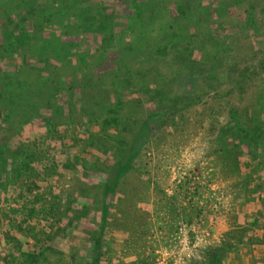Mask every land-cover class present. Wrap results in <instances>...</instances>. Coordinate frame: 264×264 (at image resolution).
<instances>
[{
	"label": "rangeland",
	"instance_id": "1",
	"mask_svg": "<svg viewBox=\"0 0 264 264\" xmlns=\"http://www.w3.org/2000/svg\"><path fill=\"white\" fill-rule=\"evenodd\" d=\"M175 13L197 25L172 34L179 54L154 65L145 57ZM135 48L145 56L124 58ZM209 63L217 78L205 83ZM251 64L258 74L239 88ZM155 66L177 77L167 100L196 103L179 100L147 127L160 80L141 71ZM232 106L259 128L257 159L240 148L250 137L241 145L227 128ZM259 117L264 0H0V264H257ZM141 132L126 169L109 177Z\"/></svg>",
	"mask_w": 264,
	"mask_h": 264
},
{
	"label": "trees",
	"instance_id": "2",
	"mask_svg": "<svg viewBox=\"0 0 264 264\" xmlns=\"http://www.w3.org/2000/svg\"><path fill=\"white\" fill-rule=\"evenodd\" d=\"M193 1H196V0H193ZM199 6H200L199 9L202 12H204V11L208 12V9L206 10V8L204 6H202L201 3L199 4ZM246 13L248 14L249 11H246ZM177 15H179V14L175 13V14L171 15L172 17L174 16L173 17L174 19L172 20L173 23L171 22V25L167 29L164 30V31H166L168 33L169 36L166 33H165V35L160 36V45H158V46L155 45L157 47L153 48L154 52H156V53L155 54H151L152 52L151 53L149 52L148 55L145 57V59L147 58L148 61L152 59V64H154V65H157L156 62H158V64L161 63L160 60L159 61L154 60L155 57L158 56V55H159V57H163V56L165 57V53H167V52H171V53L174 52V53L179 54V50H180L181 45L179 44V40L174 41V42H173V40H169V37H171L172 34H176L177 30H179L181 28H184L186 26L187 27L190 26L189 29H192V26L195 27L197 25L196 23H191L190 19L188 20L187 24H184L183 22H180L179 20H177V18H175V17H177ZM219 17H221L220 13H218V18ZM255 18H257V17L255 16ZM184 22H186V21H184ZM166 37H168V40L165 39ZM168 41H169V43H168ZM216 46H217L216 53L218 55H215V59H216L217 63H218V61L219 62H223V60L221 58L223 57V55L225 53H228L229 49H227V45H226L225 42L216 43ZM141 52L142 51L140 49H138V48L131 49L130 52L127 53L128 57L125 56L124 58H127V59L128 58H130V59H132V58H135V59L136 58H141L144 55V54L141 55ZM124 58H123V56L119 57L118 61H119L120 64H122L120 69H122L125 66L126 61L124 60ZM130 59H129V61H130ZM207 62H209V61H207ZM205 64L206 63H203V65H205ZM209 65L212 66L213 68L212 67H207V69L210 68L212 73L207 74L206 72H204L206 69L205 70L202 69V71H200V72L194 71L191 74L192 77H193V81L195 80L193 82V84L195 86H192L191 87L192 89H193V87H195V88L198 87L197 84H198V80H199V73L204 72V73L207 74V75H205V74L203 75L205 83L209 79L213 80V78H217L216 71H215V67L216 66L214 64H210V63H209ZM157 71H158L157 66H155L154 68L150 67V68H147V69H144V70L141 71V73H143V75L146 74V73H148L149 75L150 74L155 75V76H153V79H152L153 81L151 82L152 85L155 84V80H157V82L160 80L159 88H160L161 91H158L157 90L158 88H155L153 92H154V96L155 97H160L161 98V101L160 102L158 101L159 102V106H158V109H157L158 111L156 110L152 114L148 115L147 127L149 126L150 121L153 122V120H155V118H158L160 120L163 117L174 115V111L177 112L176 108H177V105H178L177 103H178L179 100L186 101L187 105H189V104L192 105V104L196 103V100H194V98L196 96L192 98V97H190L187 94H184L183 98H181L178 95V97H176L173 100H167L168 96L170 95V91L167 88L170 87V85H172L174 82H176L177 77L172 80V76L162 77L161 74L160 75L159 74L156 75ZM251 73L258 74L256 69L254 68V65H252V64L249 67L244 68L239 73L240 74L239 75V79H237V86L239 88L243 87V81L245 79H248L249 78V74H251ZM121 75L122 74H118L116 76L117 77H121ZM181 75L182 74L179 72V78L180 79H181ZM184 79L187 80L185 76H184ZM188 83H190V80L187 81V84ZM190 84H192V83H190ZM243 91H244V89H243ZM194 92H196V90H194ZM152 99L154 100L155 98H152ZM245 112H249V111L244 110V113ZM229 113H230L231 125L228 126L227 128H230L233 133H235V134H237V136H239L238 140H239V144H241V145H242V143L245 140V137H244L243 133H245L247 137H250V140H251L250 142L251 143L248 142L247 145L241 146L240 148L243 149V150L248 151V153L252 154V156L254 158H256L257 157V152L259 150H261L260 149L261 148L260 143L259 142H255V141H259L260 137L262 136V135L259 136V134H258L259 128L258 127L256 128L255 126L250 127L249 125L252 124L250 121H248L246 123L248 126L244 125L243 124V120H245V118L239 116L240 115V109L238 107L232 106L231 111H229ZM258 119H257L258 120L257 122H260V119H262V118L259 117ZM262 120H264V119H262ZM251 121L253 122V120H251ZM262 125L264 126V122L262 123ZM262 130H264V128H262ZM143 135H144L143 132H141L140 134H135L134 135V139H133L132 145L129 148V150H127L125 152V155L122 157L121 161L119 163H115V165H113L106 172L108 175L110 174L109 177L112 176V178H113V175H116L117 172H119L120 170H125L126 169V163L129 161V159L132 160L133 156L135 155L136 148H139L138 144L141 143V137ZM241 135H243V137H241ZM136 136H137V138H136ZM254 137H256V138H254ZM243 144H245V143H243ZM250 144H251V146H250ZM262 148L264 150V147H262Z\"/></svg>",
	"mask_w": 264,
	"mask_h": 264
},
{
	"label": "crops",
	"instance_id": "3",
	"mask_svg": "<svg viewBox=\"0 0 264 264\" xmlns=\"http://www.w3.org/2000/svg\"><path fill=\"white\" fill-rule=\"evenodd\" d=\"M255 237H256V235H255ZM251 250H252V249H251ZM261 257H264V254L261 255V253H260V255H257V257H254V258H258V260H257V264H264V262L262 261ZM252 260H253V259H252ZM239 264H240V263H239ZM242 264H243V263H242ZM252 264H256V261H253Z\"/></svg>",
	"mask_w": 264,
	"mask_h": 264
}]
</instances>
